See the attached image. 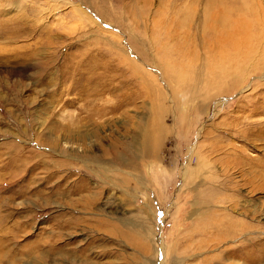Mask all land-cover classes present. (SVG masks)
<instances>
[{
    "label": "rangeland",
    "instance_id": "1",
    "mask_svg": "<svg viewBox=\"0 0 264 264\" xmlns=\"http://www.w3.org/2000/svg\"><path fill=\"white\" fill-rule=\"evenodd\" d=\"M206 2L0 0V264H264V47L205 90Z\"/></svg>",
    "mask_w": 264,
    "mask_h": 264
},
{
    "label": "bare ground",
    "instance_id": "2",
    "mask_svg": "<svg viewBox=\"0 0 264 264\" xmlns=\"http://www.w3.org/2000/svg\"><path fill=\"white\" fill-rule=\"evenodd\" d=\"M204 14V29L206 32L204 49L207 50L208 54V63H206V74L208 75V79H205L204 81V88L205 90H209L214 86V83L217 82L218 78H222L221 76H223L224 71L227 69L223 65L224 62H234L236 65L238 59H240V56L238 55L243 51L246 52L248 48H252L254 45L258 44H261V47H264V8L261 6L259 0H218L217 2L215 0H207ZM252 40L255 41V44L251 42ZM207 41L212 43L209 45ZM225 53L229 54V58H227L228 55L224 56ZM130 64L132 66L131 61ZM135 67L138 68L137 65ZM151 86L152 85H149L148 88L151 89ZM121 106L122 105H119V107ZM155 119L156 118L154 117V121ZM155 126L156 130H154L152 126L150 129L143 132L141 149L144 151L150 149L152 141H154L155 147L158 146L156 143L158 144L159 141L156 137L161 136L165 132L162 125L155 123L154 127ZM113 141L115 143L104 152L106 153V158L110 159L113 164L119 166H122L125 163H127V165L131 164L132 158L136 156L132 147L127 143L123 144V142H118L114 138ZM50 142H53V145H56L54 140ZM93 160L97 161L98 158H93ZM246 162L247 165L250 164L248 159ZM241 164L243 163L241 162ZM217 188L223 189V187L220 186H217ZM84 198L86 200L87 196ZM210 200H206L205 198V201L207 202H210ZM86 204L88 205V201H86ZM232 230L234 229L232 228Z\"/></svg>",
    "mask_w": 264,
    "mask_h": 264
}]
</instances>
